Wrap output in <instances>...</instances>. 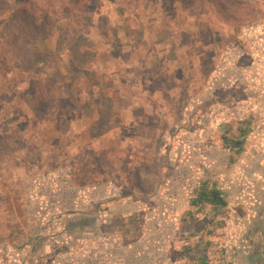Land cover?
<instances>
[{
	"label": "rangeland",
	"instance_id": "374dc122",
	"mask_svg": "<svg viewBox=\"0 0 264 264\" xmlns=\"http://www.w3.org/2000/svg\"><path fill=\"white\" fill-rule=\"evenodd\" d=\"M0 264H264V0H0Z\"/></svg>",
	"mask_w": 264,
	"mask_h": 264
},
{
	"label": "trees",
	"instance_id": "16d2710c",
	"mask_svg": "<svg viewBox=\"0 0 264 264\" xmlns=\"http://www.w3.org/2000/svg\"><path fill=\"white\" fill-rule=\"evenodd\" d=\"M242 136V138H240ZM227 142V145H231L232 148L238 153L244 149V134L240 132L237 138H227L226 135L222 136ZM229 142V143H228ZM190 204L193 206L211 205L215 208L226 205V201L222 196L220 188L216 187L214 180H203L199 188L196 190L195 196L190 200Z\"/></svg>",
	"mask_w": 264,
	"mask_h": 264
}]
</instances>
